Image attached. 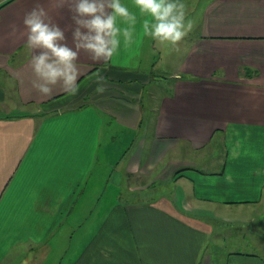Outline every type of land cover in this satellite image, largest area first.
Instances as JSON below:
<instances>
[{
    "label": "crops",
    "instance_id": "crops-1",
    "mask_svg": "<svg viewBox=\"0 0 264 264\" xmlns=\"http://www.w3.org/2000/svg\"><path fill=\"white\" fill-rule=\"evenodd\" d=\"M37 3L72 43L73 0L0 2V110L14 113L0 115V264H43L59 241L60 264H264L216 235L264 221V0H185L178 44L138 24L139 42L107 64L81 51L78 91L51 95L33 86L26 47ZM127 130L141 147L119 170L113 147ZM216 138L218 157L182 154ZM158 181V198H136Z\"/></svg>",
    "mask_w": 264,
    "mask_h": 264
},
{
    "label": "clouds",
    "instance_id": "clouds-1",
    "mask_svg": "<svg viewBox=\"0 0 264 264\" xmlns=\"http://www.w3.org/2000/svg\"><path fill=\"white\" fill-rule=\"evenodd\" d=\"M73 0L70 5L74 27L69 44L65 28L48 19L43 5L27 11L23 23L27 30L29 63L37 79L33 86L45 95L62 85L68 94L78 91L79 57L87 52L92 61L107 64L121 52L138 43L140 34L158 42L176 45L186 37L191 21L186 19L185 0ZM102 91L103 88H98ZM264 174V169H257Z\"/></svg>",
    "mask_w": 264,
    "mask_h": 264
},
{
    "label": "rangeland",
    "instance_id": "rangeland-1",
    "mask_svg": "<svg viewBox=\"0 0 264 264\" xmlns=\"http://www.w3.org/2000/svg\"><path fill=\"white\" fill-rule=\"evenodd\" d=\"M0 2H2V0H0ZM163 85H165V84H163ZM160 88H161V86H160ZM11 111L12 110H9L8 108H3L0 110V115L14 114ZM129 133L130 132H128V130H127L126 133H124V135L121 134L119 136L120 137L119 140H117V144L113 147V156H115V155L119 156V159H118V161L120 160L119 170L125 167L126 163L128 162L129 158L131 157V155L133 153L137 154L140 147H141L140 140H141L142 136L139 138L138 142H136V144H134L132 146V137H131V135H129ZM217 140H218V138H216L214 144H212L211 147L205 149V151H192L191 149L187 148L184 145L185 149L183 152L181 145H179V146H177V148H175V149L173 148L172 150H170V152L168 154L170 155L171 160H172V158L175 159V153L176 152L179 153V155H180L181 151H182V154L184 156L185 155L189 156L188 157L189 159H191L193 157L195 159H197L198 157H200L201 161H203L202 159H204V157H206V156L218 157V155H220V153H221V148H219L220 143H219V140H218V142H216ZM144 149L145 148L143 147L142 151ZM146 150L147 149H145V153H143L146 157L149 158L150 154L152 155V157H154V155H155V154H153L154 151L151 150L152 152L151 151L149 152ZM111 154H112V152H111ZM170 159H168V160L170 161ZM209 160H211V162L208 163L209 164L208 168L209 169H215L216 165H217L216 164L217 160H215L213 158H211ZM116 162H117L116 159H114V164ZM166 162L167 161H165V163ZM188 162L191 163V161H188ZM197 162H199V161H197ZM116 165H117V163L114 165V167ZM151 165H152L151 169L148 168V171L152 170V172H154V171L159 172L158 175L164 169V168L161 169L162 167L159 168V165L155 164V162L154 163L151 162ZM111 169L112 168H110V170ZM123 177H121V180L123 179ZM116 178H119V177H117V175H116L115 179ZM155 185L156 186L151 187L145 193L144 192L137 193V194H141V195H136V198H141V199H144V198L156 199V198H158L161 194L164 193L163 190H164L165 185H161V183L159 181ZM160 186H162V189H160ZM167 188H171L170 185H168L166 187V189ZM175 188H177V184H176ZM260 210L261 209L258 210L259 213H261ZM220 214H224V213H220ZM227 215L231 216L230 219H232L233 221H234V219L243 218V216H245V214H243V211L239 212V210H237V212H234L231 210L230 213ZM234 223L230 224L229 226L219 225V224L216 225V229L220 231L216 235L218 237L222 238L220 242H221L223 249H225L227 251L243 250L245 252H254V253H258V254L264 256V221H257L255 223V225L253 223L250 225L237 224V223L234 224ZM219 233L221 235H219ZM213 241H216V239L214 238ZM60 243H61V241H59V243L56 244V246L54 247V250H53L54 254L47 257L43 261V264H60L59 260L63 256L60 254L61 249H62L61 247L63 246V243H61V244ZM219 258H220V256L217 254L216 260Z\"/></svg>",
    "mask_w": 264,
    "mask_h": 264
},
{
    "label": "trees",
    "instance_id": "trees-1",
    "mask_svg": "<svg viewBox=\"0 0 264 264\" xmlns=\"http://www.w3.org/2000/svg\"><path fill=\"white\" fill-rule=\"evenodd\" d=\"M10 116H12V114H10V115H6V117H10Z\"/></svg>",
    "mask_w": 264,
    "mask_h": 264
}]
</instances>
